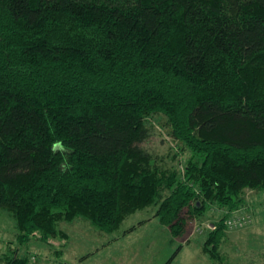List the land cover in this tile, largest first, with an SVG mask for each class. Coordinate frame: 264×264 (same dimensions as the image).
Here are the masks:
<instances>
[{
	"label": "trees",
	"instance_id": "1",
	"mask_svg": "<svg viewBox=\"0 0 264 264\" xmlns=\"http://www.w3.org/2000/svg\"><path fill=\"white\" fill-rule=\"evenodd\" d=\"M153 114L192 153L185 180L142 147ZM247 188L264 190V0H0V209L21 242L62 220L112 233L158 201L178 237Z\"/></svg>",
	"mask_w": 264,
	"mask_h": 264
},
{
	"label": "rangeland",
	"instance_id": "2",
	"mask_svg": "<svg viewBox=\"0 0 264 264\" xmlns=\"http://www.w3.org/2000/svg\"><path fill=\"white\" fill-rule=\"evenodd\" d=\"M150 138L142 147L153 163L164 170H176L184 179L191 151L172 137V127L162 114L147 117ZM199 199L203 194L196 187ZM170 193L166 190L164 197ZM239 208L229 211L217 203H209L206 212L189 217L186 232L175 237L161 224L157 210L161 201L127 214L112 233L97 231L89 221L62 220L59 227L66 237L50 242L34 237L21 242L17 220L9 209H0V256L2 264L15 255L28 257V264H166L180 248L170 264H264V190L247 188ZM229 213V214H227ZM225 232L220 245V261L210 259L205 250L210 224L223 217ZM247 221L230 227L232 218Z\"/></svg>",
	"mask_w": 264,
	"mask_h": 264
},
{
	"label": "built area",
	"instance_id": "3",
	"mask_svg": "<svg viewBox=\"0 0 264 264\" xmlns=\"http://www.w3.org/2000/svg\"><path fill=\"white\" fill-rule=\"evenodd\" d=\"M232 219H235V220H229L227 223L230 227H234V226H238L239 224L243 223V221H247L244 217H238V218H232ZM212 230H216L217 229V225H213V224H210L209 225Z\"/></svg>",
	"mask_w": 264,
	"mask_h": 264
}]
</instances>
